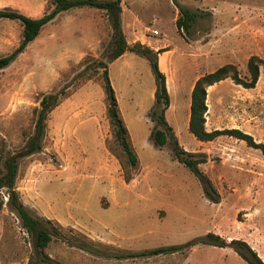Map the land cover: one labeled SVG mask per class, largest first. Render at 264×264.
Wrapping results in <instances>:
<instances>
[{
  "label": "rangeland",
  "instance_id": "1",
  "mask_svg": "<svg viewBox=\"0 0 264 264\" xmlns=\"http://www.w3.org/2000/svg\"><path fill=\"white\" fill-rule=\"evenodd\" d=\"M6 5L22 12L34 8L35 17L54 7L48 0ZM181 6L197 14L188 30L177 26ZM122 8L127 41L160 46V70L166 77V70L177 73H169L174 107L166 118L182 147L208 154L200 167L220 199H209L170 142L158 146L151 138L156 77L149 59L128 51L108 67L139 158L138 165L130 163L110 125L103 70L96 67L111 51L108 14L89 6L62 11L0 69V162L18 156L21 201L59 231L46 248L50 262L249 264L230 246L203 243L142 255L197 241L209 232L227 242L247 241L264 260V150L225 134L202 142L188 120L196 76L227 63L244 76L252 55L264 58V0H122ZM22 28L17 20L0 19V56L17 50ZM81 51L86 52L77 60ZM63 87H69L68 97L49 114L43 149L25 155L40 98ZM207 96L208 130L239 128L264 144V71L254 88L227 78L210 86ZM84 241L98 252L81 249L78 243ZM34 252L31 234L6 190L0 191V264H37ZM117 253L139 256L118 258Z\"/></svg>",
  "mask_w": 264,
  "mask_h": 264
},
{
  "label": "trees",
  "instance_id": "2",
  "mask_svg": "<svg viewBox=\"0 0 264 264\" xmlns=\"http://www.w3.org/2000/svg\"><path fill=\"white\" fill-rule=\"evenodd\" d=\"M54 7L51 11L46 12L41 17L27 15L19 9L13 7H5L0 9V19L9 18L17 20L22 25V37L16 51L11 54L0 56V69L8 66L17 56L18 53L27 49L29 44L34 41L40 34L42 28L51 20H53L60 12L69 10L74 7H95L107 12L111 27L112 36L107 46L110 53L97 62L98 69H102V78L106 97L108 100L107 112L110 125L114 130L116 141L121 146L123 152L127 155L133 166L138 165L139 158L130 140L129 130L121 115L118 100L112 85L108 64L115 61L126 52H135L140 56L149 59L153 72L156 77L155 102L150 109V118L154 122L151 131V138L158 146H164L170 142L174 154L179 162L185 164L201 181L204 192L212 202H218L220 197L213 182L209 176L201 169L200 165L207 162L209 156L203 151H189L182 147L175 134L173 127L166 118V111L171 104V96L167 85V77L160 70L158 62V54L162 49L155 51L150 46L137 41L130 44L124 34L122 28V0H48ZM183 16L178 18L177 26L179 29L188 30L195 20L196 13L187 7H180ZM248 71L243 76L238 67L233 63L224 64L213 71L201 75L194 84L191 92L189 129L196 138L202 142L212 141L222 135H229L237 139L245 141L249 146L261 148L264 150L263 143H257L252 134L247 133L239 128H223L208 130L206 127V115L208 112V88L214 84L221 82L227 78L233 80L234 83L245 88H254L264 71V58L258 55H252L247 63ZM69 87H63L57 92L44 94L40 98V106L35 109L36 120L34 133L27 142L25 155H31L43 149V140L46 135L47 119L49 114L60 105L63 99L67 98V90ZM18 156L6 157L3 163L0 162V191L6 190L9 202L12 208L21 218L23 227L32 236V243L37 258V264H52L50 257L46 252V248L54 237L59 235V231L49 228L45 223L48 220L35 215L20 199L16 189V179L18 175ZM196 243L210 244L219 247H232L247 263L264 264L263 258L256 250L245 240L233 239L230 242L225 241L220 235L209 232L200 239L193 240L184 245H172L169 247H159L146 251L142 255H155L161 253L176 252L183 248H191ZM81 249L91 253L98 250L89 242L78 243ZM118 258H131L139 255L135 253H117Z\"/></svg>",
  "mask_w": 264,
  "mask_h": 264
},
{
  "label": "crops",
  "instance_id": "3",
  "mask_svg": "<svg viewBox=\"0 0 264 264\" xmlns=\"http://www.w3.org/2000/svg\"><path fill=\"white\" fill-rule=\"evenodd\" d=\"M17 1H20V0H0V8L2 9V8H4V6H10V7H13V8H16V9H19L17 6H14V5H6L7 3H9V2H17ZM44 6V4L42 5V7ZM21 8V7H20ZM22 9V8H21ZM21 9H19V10H21ZM23 10H25V12L26 13H28L29 15H31V16H33V15H35V14H33L34 12V8H31V7H29V6H26L25 7V9L23 8ZM22 11V10H21ZM24 12V13H25ZM25 13V14H26ZM97 23H96V26H99V22L98 21H96ZM98 41V40H97ZM130 44L132 43V41L131 40H129L128 41ZM145 42H147L146 43V45H148V46H150L151 48H153V49H155V50H159L161 47L160 46H157V47H154L152 44H151V42H150V40L148 41H145ZM145 44V43H144ZM85 52L86 51H81V52H79V57L77 58V60H79L80 58H82V56L85 54ZM161 53H160V57H161ZM172 69V68H171ZM169 73H172L173 75H177V73L175 74V71H173V70H166V74H167V85H168V88H169V90H171L170 89V84H169V78H170V74ZM201 75H198V76H196L195 78H194V80H193V82H192V84H191V91H192V89H193V87H194V84H195V81L200 77ZM155 90H156V87H155ZM174 104V102H173V100L171 99V105H173ZM58 107V106H57ZM173 107H174V105L171 107H169L168 109H167V111H166V115H167V118H168V116H169V113H170V111L173 109ZM54 113H56V112H54ZM189 118H190V113H189V115H188V120H189Z\"/></svg>",
  "mask_w": 264,
  "mask_h": 264
},
{
  "label": "built area",
  "instance_id": "4",
  "mask_svg": "<svg viewBox=\"0 0 264 264\" xmlns=\"http://www.w3.org/2000/svg\"><path fill=\"white\" fill-rule=\"evenodd\" d=\"M153 34H154V35H159L160 32H159L158 30H153Z\"/></svg>",
  "mask_w": 264,
  "mask_h": 264
}]
</instances>
